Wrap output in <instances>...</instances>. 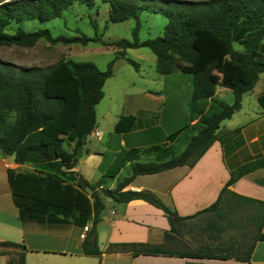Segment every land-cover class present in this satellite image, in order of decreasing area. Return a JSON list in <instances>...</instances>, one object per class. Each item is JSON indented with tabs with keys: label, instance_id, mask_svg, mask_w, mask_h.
<instances>
[{
	"label": "trees",
	"instance_id": "1",
	"mask_svg": "<svg viewBox=\"0 0 264 264\" xmlns=\"http://www.w3.org/2000/svg\"><path fill=\"white\" fill-rule=\"evenodd\" d=\"M98 1L109 4V21L138 19L133 41L107 42L122 51L109 62L106 70H101L93 62L73 59L60 60L50 67L18 66L0 61V152L14 155L17 163L32 166V169L8 170L15 204L20 208L63 216L81 226L92 220L93 224L99 222L104 204L97 189L104 179L92 183L76 174L78 148L86 144L96 129V107L104 97L106 81L113 76L115 61L119 56L125 57L139 69L137 61L126 57V50L147 46L156 55L159 73L167 75L180 71L192 74L190 126L196 134L190 137L187 147L178 155L172 146L166 144L165 147H147L141 151L145 156L131 158V175L119 182L116 189L103 187L104 193L121 202L144 199L163 209L171 225L166 232L168 243L179 238L184 223L198 215L218 213L224 205L255 206L254 212L247 213L255 223L254 241L243 251H239L243 245L239 247L231 243L228 252H216L209 245L196 250L175 251L145 242L112 243L108 250L128 252L133 256L173 254L250 261L256 241L264 240V201L239 195L230 186L249 172L264 167V156L232 171L217 201L194 215H180L152 190L123 189L138 175L155 174L184 165L193 167L214 141H223L219 133L222 121L231 118L241 108L243 95L254 89L264 73V0H4L0 2V45L31 47L41 39L52 44L87 45L97 41L106 44L101 37L89 36L80 28L77 35H54L48 27L27 30L23 26L24 22L44 23L60 18L77 3L93 7ZM145 10L161 12L168 18V23L162 35L140 41L139 14ZM246 19H257L259 24L236 39L235 29ZM93 24L97 29V23ZM234 41H238L241 47L235 48ZM219 86L232 89L233 103L216 96ZM135 125L136 116L122 115L115 130L130 131ZM234 132L227 133L226 137ZM66 133L68 135L63 136ZM181 133L182 130L171 133L169 141L173 142ZM67 139L75 140L73 149L67 146ZM154 154L156 160L143 161ZM224 229L218 227L219 232ZM1 247L19 248L16 264H26L22 251L26 249L25 245L4 241L0 242ZM83 248L88 255H102L95 227L87 232ZM0 254L5 252L0 250ZM6 264L15 262L9 258Z\"/></svg>",
	"mask_w": 264,
	"mask_h": 264
},
{
	"label": "crops",
	"instance_id": "2",
	"mask_svg": "<svg viewBox=\"0 0 264 264\" xmlns=\"http://www.w3.org/2000/svg\"><path fill=\"white\" fill-rule=\"evenodd\" d=\"M148 94L151 96V93ZM216 96L231 101L228 103L234 102V93L230 88L219 86ZM144 112L147 115L151 113L148 109ZM123 115H135L136 125L130 131H115L123 138L127 133L139 132L137 114ZM236 130L238 131L234 132ZM219 132L234 133L227 136L226 140L214 141L193 167L184 165L155 174L138 175L123 190H152L166 205L175 208L183 216L194 215L214 204L231 178L232 171L264 156V73L260 75L254 89L244 94L241 108L231 118L222 121ZM91 136L101 140L102 132L95 129L89 135L74 171L92 183L104 179L102 186L97 189L104 206L99 222L93 224L92 220L86 226L78 225L63 216L18 207L8 180V170L32 169V166L17 163L14 155L0 152V242L12 241L25 245L26 249L22 251L26 264H264V240L256 241L250 261L173 254L133 256L128 252H110V244L121 242H145L166 247L171 244L166 240V232L171 229V225L164 210L156 205L144 199L121 202L103 191V187L116 189L119 182L130 176V166L133 163L131 158L140 159L145 156L141 151L149 146H127L123 139L121 148L114 146V149L108 145L109 141H106V145L90 143ZM178 139L179 136L173 142L166 140V145L173 146ZM110 149L119 155L108 168H102L105 151ZM133 149L136 150L132 151ZM6 163L11 167H6ZM111 170L113 171L110 172ZM230 189L239 195L264 201V167L242 176ZM248 207L224 205L223 209L235 214L254 212ZM254 209L257 208L254 206ZM246 219L254 231V221L249 216ZM92 227L98 232L99 247L103 251L101 256L84 252L83 241ZM262 231L264 232V224ZM254 235L255 233L252 239L251 235L245 237L244 241L251 240L252 243ZM8 249L20 251L19 248L1 247L0 250L5 254H0V264L7 263L9 256L5 250Z\"/></svg>",
	"mask_w": 264,
	"mask_h": 264
},
{
	"label": "rangeland",
	"instance_id": "3",
	"mask_svg": "<svg viewBox=\"0 0 264 264\" xmlns=\"http://www.w3.org/2000/svg\"><path fill=\"white\" fill-rule=\"evenodd\" d=\"M155 7L158 6L155 5ZM109 10V4L102 1H98L93 7L77 3L65 11L60 18L44 23L37 21L23 23L27 30L48 27L54 35H77V29L80 28L89 36L101 37L106 44L101 41L90 42L87 45L80 43L52 44L46 39H41L31 47L15 44L0 45V61L18 66L50 67L60 60L73 59L90 61L101 70H106L109 62L122 51L118 46L109 45L107 42L112 43L120 39L133 41L135 38L133 32L138 22L136 17L119 22L109 21ZM256 20L246 19L244 23L237 26L234 32L235 38L243 37L247 32L254 30L255 25L259 24ZM139 21L138 37L140 41H145L162 35L168 18L161 12L145 10L139 14ZM94 22L97 23V29ZM234 46L235 48L241 47L238 41H234ZM126 57L137 61L139 69L125 57L119 56L115 61L113 76L106 81L104 97L96 107V131L100 130L102 137L101 140H98V137L91 136L90 143L106 145V141H109L110 148L115 149L114 146L121 148L120 144L124 139L127 146L143 144L165 147L166 140L169 141L167 134L182 130L179 139L172 146L176 155L180 154L187 147L190 137L196 134V131L190 126L192 74L180 71L167 75L159 73L156 69V55L147 46L127 49ZM148 93H151V96ZM226 102L231 101L227 100ZM147 109L151 111L148 115L144 112ZM128 113L137 114L139 132L127 133L123 138L115 131V125L121 115ZM67 135L66 133L63 136ZM220 136L226 140V134L220 133ZM66 144L70 149H73L75 140L67 139ZM118 155L111 149L105 151L102 168H108ZM155 155L143 158V161L156 160ZM253 207L248 208L254 211ZM246 216V211L235 214L229 213L226 208L218 213L198 215L187 220L182 226L179 238L166 247L175 251H188L196 250L202 245H209L216 249V252L224 250L228 252L227 248L233 243L239 247L243 245L239 250L243 251L251 243V240L245 242V237L251 235L250 239H252L254 233ZM219 226L225 229L219 232ZM5 251L16 264L19 252L15 249Z\"/></svg>",
	"mask_w": 264,
	"mask_h": 264
},
{
	"label": "water",
	"instance_id": "4",
	"mask_svg": "<svg viewBox=\"0 0 264 264\" xmlns=\"http://www.w3.org/2000/svg\"><path fill=\"white\" fill-rule=\"evenodd\" d=\"M82 152H83V145H80L78 148V157L82 156Z\"/></svg>",
	"mask_w": 264,
	"mask_h": 264
},
{
	"label": "built area",
	"instance_id": "5",
	"mask_svg": "<svg viewBox=\"0 0 264 264\" xmlns=\"http://www.w3.org/2000/svg\"><path fill=\"white\" fill-rule=\"evenodd\" d=\"M6 167H11V165L9 163H6ZM83 236H85V234Z\"/></svg>",
	"mask_w": 264,
	"mask_h": 264
}]
</instances>
